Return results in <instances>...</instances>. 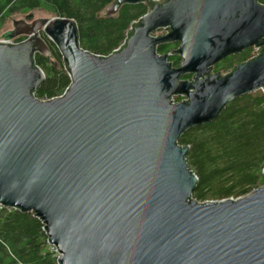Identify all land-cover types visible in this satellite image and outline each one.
<instances>
[{
	"label": "water",
	"instance_id": "water-1",
	"mask_svg": "<svg viewBox=\"0 0 264 264\" xmlns=\"http://www.w3.org/2000/svg\"><path fill=\"white\" fill-rule=\"evenodd\" d=\"M139 3L148 12L106 57L83 50L66 18L29 13L0 37V205L42 221L58 264H264V186L197 203L187 148L177 144L234 99L264 92V5L114 0L104 12ZM41 34L70 79L47 101L34 97L45 79L34 55H50ZM170 43L177 68L156 53ZM253 47L256 57L212 73Z\"/></svg>",
	"mask_w": 264,
	"mask_h": 264
},
{
	"label": "trees",
	"instance_id": "trees-1",
	"mask_svg": "<svg viewBox=\"0 0 264 264\" xmlns=\"http://www.w3.org/2000/svg\"><path fill=\"white\" fill-rule=\"evenodd\" d=\"M114 0H0V30L13 15H27L41 10L57 18L72 20L79 46L93 55L106 57L122 45L129 29L149 7L146 3L122 5L108 17L105 9ZM264 5V0H258ZM50 50L48 57L35 54L33 61L45 79L34 92L38 100L61 96L70 83L66 66L44 34ZM24 39V38H23ZM23 39L17 40L23 41ZM178 48L177 43L156 47L165 56ZM251 49L228 57L217 64L216 71L232 70L246 62ZM53 61H55L53 63ZM167 62L177 68L178 56ZM186 75L182 80H189ZM180 101L179 97L175 98ZM177 144L187 148L188 169L197 178L192 200L197 203L244 197L264 184V92L258 90L227 104L219 116L208 124L192 127L180 135ZM42 221L33 212L0 211V264H57L46 243Z\"/></svg>",
	"mask_w": 264,
	"mask_h": 264
},
{
	"label": "built area",
	"instance_id": "built-area-1",
	"mask_svg": "<svg viewBox=\"0 0 264 264\" xmlns=\"http://www.w3.org/2000/svg\"><path fill=\"white\" fill-rule=\"evenodd\" d=\"M167 33V31L165 30V29H161V30H159L158 32H156V33H154L153 34V37H157V36H160V35H165ZM24 40V39H23ZM125 41V40H124ZM21 41H19L18 43H20ZM10 44H16L17 43V40L15 39V40H12V41H10L9 42ZM124 43V42H123ZM122 43V44H123ZM119 49V47L116 49V50H114V51H117ZM258 50H259V48L258 47H253L252 48V53H251V55H250V57H249V59L248 60H250V59H252V58H254V57H256L257 55H258ZM170 55V53H167L165 56H169ZM65 92V91H64ZM63 95V94H62ZM176 97H179L180 98V101L179 102H176L175 101V98ZM187 99L184 97V96H174V97H172L171 98V102L173 103V104H177V103H181V102H183V101H186ZM264 172V169L262 170V173ZM264 186V184L262 185V186H260V187H263ZM259 187V188H260ZM256 190V189H255ZM241 198V197H240ZM238 199V198H237ZM232 200H236V199H232ZM211 202H218V201H211ZM7 210L8 212H11V211H14V210H16V209H14V208H7V207H3L2 205H0V211L1 210ZM43 230H44V228H43ZM46 243H47V245H48V249H49V251L50 252H52L53 253V256L55 257V259H56V261H57V259H58V253H57V251H56V249H55V247L54 246H52V245H50L49 243H48V241H46ZM58 264V263H57Z\"/></svg>",
	"mask_w": 264,
	"mask_h": 264
},
{
	"label": "rangeland",
	"instance_id": "rangeland-1",
	"mask_svg": "<svg viewBox=\"0 0 264 264\" xmlns=\"http://www.w3.org/2000/svg\"><path fill=\"white\" fill-rule=\"evenodd\" d=\"M33 14V17L34 19H50V18H53L54 16H52L51 14H48L46 12H43L41 10H34L31 12ZM24 16L26 15H13L11 16L10 18H8L7 20H5L1 30H0V37L5 34L6 32L8 31H11L13 28H12V22L13 21H19V20H22L24 18ZM55 61H53L54 63ZM229 72V69H221L219 71V73L222 75V76H225L227 73Z\"/></svg>",
	"mask_w": 264,
	"mask_h": 264
},
{
	"label": "flooded vegetation",
	"instance_id": "flooded-vegetation-1",
	"mask_svg": "<svg viewBox=\"0 0 264 264\" xmlns=\"http://www.w3.org/2000/svg\"><path fill=\"white\" fill-rule=\"evenodd\" d=\"M24 37H18V38H16V40H20V39H23ZM251 53H252V48H251ZM251 53H250V55H251ZM233 56H236V55H233ZM230 57H232V56H230ZM228 58V57H227ZM226 59V58H225ZM225 59H223L222 61H220L218 64H220V63H222V62H224V60ZM216 67H217V64L212 68V73H219V71H216ZM220 74V73H219ZM190 76V75H189ZM191 80V76H190V79L189 80H187V81H190Z\"/></svg>",
	"mask_w": 264,
	"mask_h": 264
}]
</instances>
